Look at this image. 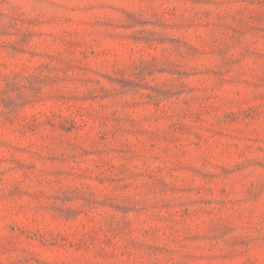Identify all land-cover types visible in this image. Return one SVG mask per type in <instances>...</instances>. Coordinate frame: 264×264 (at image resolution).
I'll use <instances>...</instances> for the list:
<instances>
[{
	"label": "rangeland",
	"instance_id": "obj_1",
	"mask_svg": "<svg viewBox=\"0 0 264 264\" xmlns=\"http://www.w3.org/2000/svg\"><path fill=\"white\" fill-rule=\"evenodd\" d=\"M0 264H264V0H0Z\"/></svg>",
	"mask_w": 264,
	"mask_h": 264
}]
</instances>
